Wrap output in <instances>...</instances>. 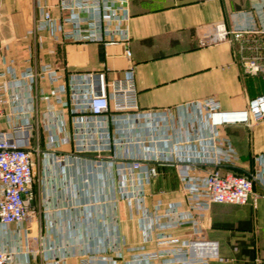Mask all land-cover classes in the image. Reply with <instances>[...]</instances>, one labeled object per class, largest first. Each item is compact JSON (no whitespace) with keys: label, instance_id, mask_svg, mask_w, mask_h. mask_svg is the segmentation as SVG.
I'll use <instances>...</instances> for the list:
<instances>
[{"label":"built area","instance_id":"obj_1","mask_svg":"<svg viewBox=\"0 0 264 264\" xmlns=\"http://www.w3.org/2000/svg\"><path fill=\"white\" fill-rule=\"evenodd\" d=\"M51 1L61 15L54 16L44 0H35L38 17L28 34L45 33L57 43L121 44L125 57L132 59L130 0ZM228 40L238 42L241 51H250V56L241 57L245 72L264 78V29L232 30L220 24L200 44ZM42 42L39 37L38 43ZM5 78L10 79L2 81ZM39 82L59 85L46 96L44 90L39 91ZM23 86L28 96L23 103H16L12 91ZM34 90L35 96L31 95ZM39 101L45 104L41 119ZM6 107L11 108L10 114H6ZM178 110L195 115L185 126L189 136H180L172 147V135H177V128L169 123L172 112L140 110L132 68L114 79H109L106 71L72 73L66 77L51 63L19 76L12 67L0 70V123L6 119L8 127L0 129V224L22 229L31 218L36 199V166L41 156L58 167L67 159L85 156L104 178L117 179L119 199L127 203L131 218L138 205L143 214L144 243L155 241L162 248L145 252L142 246L127 264H156L158 260L163 264L223 261L218 243L202 236L204 221L214 205L246 206L258 198L256 186L264 191V151L254 154L253 167L246 175L223 171L224 165L239 167L240 157L231 138L221 130L228 126L252 129L264 122V93L242 110H223L215 98H205ZM17 114L23 120L9 119ZM195 126L196 133L188 132ZM23 133L30 144L34 142V147L21 142ZM193 143L196 145L188 153L185 146ZM65 145L73 146L71 154L60 153ZM160 166L176 167L184 203H171L164 208L159 202L149 211L144 207L145 189L160 177ZM185 228H190V233L187 240L181 241L173 233ZM124 248L123 242L110 241L97 254L56 253L46 264H67L69 258H77L78 264H119ZM18 255L15 250L0 247V264H22Z\"/></svg>","mask_w":264,"mask_h":264},{"label":"crops","instance_id":"obj_2","mask_svg":"<svg viewBox=\"0 0 264 264\" xmlns=\"http://www.w3.org/2000/svg\"><path fill=\"white\" fill-rule=\"evenodd\" d=\"M44 1L54 16L61 15L53 1ZM129 8L130 61L121 44L57 43L45 33L28 34L38 17L35 0H0V70L12 67L19 76L51 63L66 77L106 71L107 77L114 79L132 68L140 110L172 112L169 123L177 128V135L173 133L169 144L172 147L180 136H189L185 126L195 115L178 108L215 98L223 110H242L264 93V78L247 74L243 67L241 57L250 56L249 50L241 51L238 42L229 40L200 44L220 24L232 30H251L244 28L242 19H247L246 15L252 14L260 25L264 22V0H130ZM39 37L43 38L41 44ZM58 85L39 82L37 86L48 96ZM12 92L16 103H23L28 96L26 86ZM31 95L35 96L36 90ZM44 110V102L39 101L40 119ZM10 113L11 108L6 107V114ZM9 119L23 120L18 114ZM7 128L4 119L0 129ZM191 131L196 133V126L189 128ZM221 133L233 141L240 157L238 166L251 169L254 154L264 151V122L252 129L228 126ZM25 137L27 134L23 133L21 142L34 147V142L30 144ZM194 145L185 146L188 153ZM72 149V145H65L60 153L71 154ZM159 171L160 177L145 189L144 207L149 211L159 202L164 208L171 203H184L176 167L160 166ZM36 172L31 218L22 229L0 224V247L18 252L17 259L22 264H46L56 253L97 254L110 241L124 243V257L119 264H127L142 246L145 252L162 249L155 241L144 243L143 214L138 205L131 218L127 203L119 199L117 179H105L85 156L67 159L60 167L41 156ZM255 191L258 198L246 206H233L237 208L228 211H224V206L231 205L211 208L202 236L218 243L223 261L212 260L209 264H264V191L257 186ZM189 233L190 228H185L173 234L183 241ZM67 264H78V260L69 258ZM156 264L163 263L158 260Z\"/></svg>","mask_w":264,"mask_h":264},{"label":"rangeland","instance_id":"obj_3","mask_svg":"<svg viewBox=\"0 0 264 264\" xmlns=\"http://www.w3.org/2000/svg\"><path fill=\"white\" fill-rule=\"evenodd\" d=\"M247 16V19H242L243 20V24L246 25L244 26L245 29H251V30H254V29H259L260 27L264 29V22H262L260 25L257 24L253 18V15H246ZM257 129V128H256ZM254 137H255V141L257 143V140H258V133H257V130L254 132ZM249 163H251L250 159L248 160ZM243 169V168H242ZM226 207V209H224V211H228L229 209H236L237 207H233V206H224Z\"/></svg>","mask_w":264,"mask_h":264},{"label":"trees","instance_id":"obj_4","mask_svg":"<svg viewBox=\"0 0 264 264\" xmlns=\"http://www.w3.org/2000/svg\"><path fill=\"white\" fill-rule=\"evenodd\" d=\"M221 169L223 171H232L237 175H246L248 173V171L245 169L235 167V166H231V165H224L221 167Z\"/></svg>","mask_w":264,"mask_h":264}]
</instances>
